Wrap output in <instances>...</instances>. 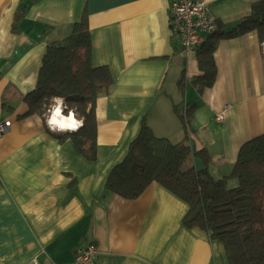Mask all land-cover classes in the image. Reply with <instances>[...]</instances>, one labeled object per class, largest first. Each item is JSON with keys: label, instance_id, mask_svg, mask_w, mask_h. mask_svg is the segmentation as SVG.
I'll use <instances>...</instances> for the list:
<instances>
[{"label": "crops", "instance_id": "crops-1", "mask_svg": "<svg viewBox=\"0 0 264 264\" xmlns=\"http://www.w3.org/2000/svg\"><path fill=\"white\" fill-rule=\"evenodd\" d=\"M203 1L218 31L229 32L257 0ZM170 3L0 0V119L12 122L0 139V264H76L77 250L92 244L91 264H229L219 241L183 224L188 205L165 187L152 183L127 200L105 186L142 125L171 143L187 131L191 149L206 150L210 175L228 189L238 184L231 173L239 149L264 134V43L255 31L221 39L215 80L200 91L196 53L180 55ZM83 15L91 66L112 77L95 102V160L77 151L71 132L49 130L37 114L22 117L47 44L67 37ZM193 166L202 168L198 159Z\"/></svg>", "mask_w": 264, "mask_h": 264}, {"label": "trees", "instance_id": "trees-1", "mask_svg": "<svg viewBox=\"0 0 264 264\" xmlns=\"http://www.w3.org/2000/svg\"><path fill=\"white\" fill-rule=\"evenodd\" d=\"M252 31L264 43V0L253 2L250 14L229 32L218 31L205 39L196 52L201 76L195 82L200 91L215 80L213 54L218 42ZM90 51L83 15L67 37L47 44L36 85L23 98L27 111L22 117L37 114L43 118L54 100H61L63 113L71 112L82 121L69 137L82 156L95 160V102L111 87L112 77L107 68L91 66ZM178 85L182 90V81ZM188 111L190 108L187 118ZM175 112L186 131L187 119L176 107ZM186 135L180 142L171 143L155 137L142 125L125 158L108 174L106 188L132 200L152 183H158L188 205L183 224L199 228L211 240L219 241L229 264H264V134L239 149L231 173L238 184L232 189L227 188L225 179L215 180L210 175L206 150L193 151ZM194 159L201 162L200 170L193 166Z\"/></svg>", "mask_w": 264, "mask_h": 264}, {"label": "built area", "instance_id": "built-area-1", "mask_svg": "<svg viewBox=\"0 0 264 264\" xmlns=\"http://www.w3.org/2000/svg\"><path fill=\"white\" fill-rule=\"evenodd\" d=\"M169 14L170 29L179 44L180 55L183 58L195 54L208 36L218 32L215 20L210 15L208 5L203 0H171ZM60 106L62 109V104ZM225 109H228V106H225ZM53 110L54 108L49 111L50 113L46 119V125L49 130L51 129L48 125V119ZM214 120L217 123L223 122L225 120L224 112L218 113ZM11 123L9 118L0 119V139L8 133ZM96 253L97 249L93 244L79 249L75 255L74 262L76 264H91Z\"/></svg>", "mask_w": 264, "mask_h": 264}, {"label": "clouds", "instance_id": "clouds-1", "mask_svg": "<svg viewBox=\"0 0 264 264\" xmlns=\"http://www.w3.org/2000/svg\"><path fill=\"white\" fill-rule=\"evenodd\" d=\"M61 100H57V105L52 111L50 118L48 119V125L54 132L71 130L76 131L82 126V121L75 119L74 114L69 112L67 116L62 114Z\"/></svg>", "mask_w": 264, "mask_h": 264}, {"label": "rangeland", "instance_id": "rangeland-1", "mask_svg": "<svg viewBox=\"0 0 264 264\" xmlns=\"http://www.w3.org/2000/svg\"><path fill=\"white\" fill-rule=\"evenodd\" d=\"M56 105H57V102H55L53 105H51L50 109L44 115V118H43L44 120L47 119V117H48V115L50 113L49 111H51V109L54 108ZM64 115H66V114H64Z\"/></svg>", "mask_w": 264, "mask_h": 264}, {"label": "bare ground", "instance_id": "bare-ground-1", "mask_svg": "<svg viewBox=\"0 0 264 264\" xmlns=\"http://www.w3.org/2000/svg\"><path fill=\"white\" fill-rule=\"evenodd\" d=\"M56 107V106H55ZM62 114L64 115V113H63V111H62ZM68 115V114H67ZM67 115H64V116H67ZM73 132V131H71V130H64V131H60V132H62V133H66V132Z\"/></svg>", "mask_w": 264, "mask_h": 264}]
</instances>
